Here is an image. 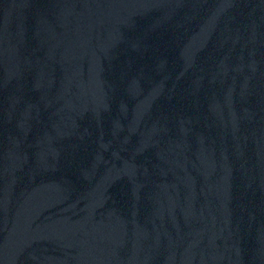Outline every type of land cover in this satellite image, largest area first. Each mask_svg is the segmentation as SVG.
<instances>
[{"label":"water","instance_id":"water-1","mask_svg":"<svg viewBox=\"0 0 264 264\" xmlns=\"http://www.w3.org/2000/svg\"><path fill=\"white\" fill-rule=\"evenodd\" d=\"M0 264H264V0H0Z\"/></svg>","mask_w":264,"mask_h":264}]
</instances>
